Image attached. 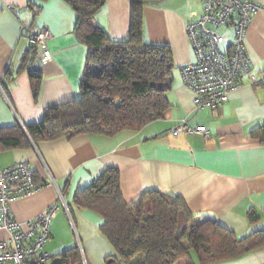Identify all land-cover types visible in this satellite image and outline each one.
Returning a JSON list of instances; mask_svg holds the SVG:
<instances>
[{
  "label": "crops",
  "instance_id": "crops-1",
  "mask_svg": "<svg viewBox=\"0 0 264 264\" xmlns=\"http://www.w3.org/2000/svg\"><path fill=\"white\" fill-rule=\"evenodd\" d=\"M256 1L261 9L252 15L244 46L257 82L242 78L217 110H196L181 78V68L194 60L185 22L190 13H200L201 0H160L142 8V39L168 45L172 52L168 107L162 117L114 136L78 134L0 151V167L26 161L36 182L46 183L11 202L15 220L23 222L54 203L60 205L44 246L50 262L72 247L80 254L79 243L85 264L115 263L117 253L100 231L102 219L72 201L76 190L108 167L118 170L126 203L145 190H157L179 196L191 214L214 219L237 237L264 231V143L252 135L264 124V0ZM129 12V0H106L95 19L111 39L123 40L129 35ZM75 21L66 0H0V82L10 101L0 93V127L38 122L45 107L77 98L87 47L74 34ZM44 28L50 35V58L36 65L35 57L25 66L22 57L31 48L28 35ZM231 35L229 29L228 43ZM28 68L40 77L36 95ZM183 119L191 127L205 126L208 137L173 132ZM47 171L56 186L48 185ZM57 189L68 213L57 199ZM250 212L258 217L255 222L249 221ZM6 237L0 228V241ZM193 262L198 264L195 254ZM214 264H264V247Z\"/></svg>",
  "mask_w": 264,
  "mask_h": 264
},
{
  "label": "trees",
  "instance_id": "trees-1",
  "mask_svg": "<svg viewBox=\"0 0 264 264\" xmlns=\"http://www.w3.org/2000/svg\"><path fill=\"white\" fill-rule=\"evenodd\" d=\"M66 1L76 14L74 34L87 47L78 96L45 107L40 121L23 124L25 131L18 123L0 127V151L78 134L114 136L139 130L162 117L168 107L166 94L174 67L171 49L142 39V8L160 0H129L130 29L123 40L111 39L95 19L106 0ZM36 50L27 49L22 64H32ZM28 72L36 95L39 74L29 68ZM252 135L264 143V124ZM72 201L102 219L100 231L117 253L112 264H195L191 251L198 264H214L264 247V231L237 237L216 220L191 214L177 195L145 190L126 203L114 167L76 190ZM247 217L251 222L258 218L251 212ZM59 257L60 264H82L76 247Z\"/></svg>",
  "mask_w": 264,
  "mask_h": 264
},
{
  "label": "built area",
  "instance_id": "built-area-1",
  "mask_svg": "<svg viewBox=\"0 0 264 264\" xmlns=\"http://www.w3.org/2000/svg\"><path fill=\"white\" fill-rule=\"evenodd\" d=\"M259 9L256 0H201L200 13H190L186 19L185 30L194 60L181 68V78L192 93L196 110H217L228 99L230 91L241 84L242 78L253 84L257 82L244 40L252 15ZM229 29L232 35L228 43ZM49 36L45 28L28 35V41L39 52L35 56L36 65L50 58L46 48ZM0 93L10 105L1 82ZM19 125L24 130L20 122ZM172 131L197 134L203 139L209 135L205 126L191 127L185 119ZM49 177L48 185L56 186L50 174ZM45 185V182H36L26 161L0 167V228L7 232V237L0 241V264H51L44 246L49 238L51 219L60 205L54 203L23 222L15 220L10 210L12 201L29 196ZM57 199L68 213V205L59 189ZM78 247L82 264H85L79 243Z\"/></svg>",
  "mask_w": 264,
  "mask_h": 264
},
{
  "label": "water",
  "instance_id": "water-1",
  "mask_svg": "<svg viewBox=\"0 0 264 264\" xmlns=\"http://www.w3.org/2000/svg\"><path fill=\"white\" fill-rule=\"evenodd\" d=\"M31 48L34 47L33 44L30 45ZM60 263V258L59 257H55L52 261L51 264H59Z\"/></svg>",
  "mask_w": 264,
  "mask_h": 264
},
{
  "label": "rangeland",
  "instance_id": "rangeland-1",
  "mask_svg": "<svg viewBox=\"0 0 264 264\" xmlns=\"http://www.w3.org/2000/svg\"><path fill=\"white\" fill-rule=\"evenodd\" d=\"M181 220H182V217L180 218V222H179L180 224H182ZM190 253L194 257V253L192 251Z\"/></svg>",
  "mask_w": 264,
  "mask_h": 264
}]
</instances>
